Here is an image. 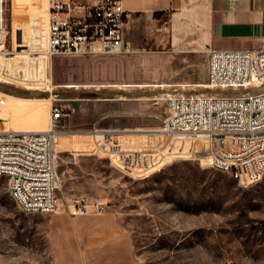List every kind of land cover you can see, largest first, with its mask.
Returning a JSON list of instances; mask_svg holds the SVG:
<instances>
[{
    "label": "rangeland",
    "instance_id": "obj_1",
    "mask_svg": "<svg viewBox=\"0 0 264 264\" xmlns=\"http://www.w3.org/2000/svg\"><path fill=\"white\" fill-rule=\"evenodd\" d=\"M1 8L0 131L45 130L53 107L73 112L55 146L58 213H23L0 177V264H52L46 222L57 214L111 215L140 264H264V174L240 186L209 167L204 139L162 132L166 95L219 94L205 88L206 55L179 63L132 44L122 55L47 57L30 41L45 37L46 0ZM246 92L258 91L223 94ZM77 197L103 209L70 217Z\"/></svg>",
    "mask_w": 264,
    "mask_h": 264
},
{
    "label": "built area",
    "instance_id": "obj_2",
    "mask_svg": "<svg viewBox=\"0 0 264 264\" xmlns=\"http://www.w3.org/2000/svg\"><path fill=\"white\" fill-rule=\"evenodd\" d=\"M132 20L122 0H46L45 55L129 53L125 30ZM205 88L219 94L166 95L162 132L204 139L209 167L248 187L264 174V50H210ZM226 90L258 92L225 95ZM72 112L53 107L43 132L0 131V177L8 179L9 194L23 213L59 212L56 132ZM93 207L103 209L77 197L63 212L80 217Z\"/></svg>",
    "mask_w": 264,
    "mask_h": 264
},
{
    "label": "crops",
    "instance_id": "obj_3",
    "mask_svg": "<svg viewBox=\"0 0 264 264\" xmlns=\"http://www.w3.org/2000/svg\"><path fill=\"white\" fill-rule=\"evenodd\" d=\"M122 1L133 16L125 30L128 48L133 44L179 63L208 58L210 50H264V0ZM30 41L45 55V37L34 35ZM13 43L17 51V32ZM60 216L46 222L52 264H140L130 232L111 215L78 222L57 220Z\"/></svg>",
    "mask_w": 264,
    "mask_h": 264
},
{
    "label": "bare ground",
    "instance_id": "obj_4",
    "mask_svg": "<svg viewBox=\"0 0 264 264\" xmlns=\"http://www.w3.org/2000/svg\"><path fill=\"white\" fill-rule=\"evenodd\" d=\"M43 131H46V129L45 130H38V131H24V132H43ZM61 134H62V131L56 132V140H57V138L61 137L60 136ZM56 140H55V146H56Z\"/></svg>",
    "mask_w": 264,
    "mask_h": 264
}]
</instances>
